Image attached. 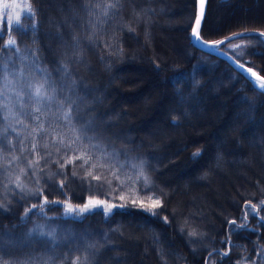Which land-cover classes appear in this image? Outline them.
Returning <instances> with one entry per match:
<instances>
[{"label": "trees", "instance_id": "trees-1", "mask_svg": "<svg viewBox=\"0 0 264 264\" xmlns=\"http://www.w3.org/2000/svg\"><path fill=\"white\" fill-rule=\"evenodd\" d=\"M197 2L180 0L179 4L184 3L181 8H176L175 0L126 3L121 19L114 22L125 25L114 40L122 51L114 53L101 42L98 47L84 49V64L70 65L79 94H87L83 111L91 116L86 118L95 119L101 144L113 153L112 163L123 168L117 172V179L111 174L116 169L98 166L91 171L102 178L93 180L86 174L87 166L78 167L81 160L61 168L55 162L60 154L50 149L47 165L44 160L40 162V183L24 178L33 192L22 194L23 198L8 193V199L3 200L8 210H0V237L9 256L64 257L92 243L99 246L95 264H264L256 255L258 247H264V222L250 214L247 227H238L245 202L264 199V94L246 82L239 68L190 40ZM29 6L37 10L35 31L26 13L20 16L17 31H11L3 20L0 32L5 34L0 48L11 36L21 49L20 55L31 57L28 50H38L40 63L58 78L56 68L65 61L66 50L51 38L55 31L49 23L62 18L58 5L54 0H29ZM133 9L144 10L147 15L141 14L137 20ZM263 15L264 0H206L201 34L208 42L245 34V39L217 48L264 77V36L259 35L264 32ZM176 36L180 55L166 56L162 46L177 49ZM232 44L241 48L234 52L229 49ZM237 52L242 54L237 56ZM13 60L20 66L14 54ZM147 74L151 79L144 81L142 76ZM146 111H151L150 115L139 119L138 115ZM215 112L217 117L211 118ZM212 122H216L219 133L191 135ZM8 135L15 137L11 130ZM180 157L190 166L175 180L168 176L180 168ZM141 160L151 180L150 188L135 178L133 165ZM228 177L234 183L226 188L229 201L222 202L218 191L224 188L221 181ZM61 180L63 189L59 187ZM214 187L219 188L216 193ZM38 188L43 189V195ZM193 188H198L195 194L206 196L208 203L194 199L182 216H177L180 212L172 201L196 196ZM157 196L162 207L152 206ZM44 197L49 203L41 212L39 204ZM90 198L113 207L108 212L97 207L83 215H64L66 200L75 207ZM34 204L38 206L33 208ZM29 208L31 212L22 220ZM259 215L264 216V207ZM233 219L237 225L229 224ZM37 226L45 233L54 230L55 238L38 235L37 231L29 236ZM193 230L200 235L189 237ZM229 238L231 251L222 257L218 253L227 250L224 242ZM134 248L138 256L130 255ZM74 258L68 255L55 264H71Z\"/></svg>", "mask_w": 264, "mask_h": 264}, {"label": "snow or ice", "instance_id": "snow-or-ice-1", "mask_svg": "<svg viewBox=\"0 0 264 264\" xmlns=\"http://www.w3.org/2000/svg\"><path fill=\"white\" fill-rule=\"evenodd\" d=\"M58 5V11L61 19L49 20L50 25L55 31L51 38L55 39L58 44L65 48V61L57 66L56 71L60 74L54 78L40 63L38 50L29 49L31 57L20 55L21 49L17 41L11 36L7 42L0 48V210L7 211L8 207L3 200L8 199V193L13 196L25 193H32L33 189L29 188L24 182V178L33 179L35 184L40 183L38 173L43 170L41 160L47 165L48 157L52 156L50 149L60 154L59 163L61 168L68 164H73L75 160H81L78 167L86 168L87 176L93 180H100L101 175H94L91 169L107 167L116 169L111 174L119 179L117 172L123 168V165L114 164L110 157L113 153L109 152L106 145H102L95 128V119H89L90 112H84L85 96L78 92L76 80L73 73L69 70L70 65L84 64L83 53L86 47H98L104 42V47L111 49L114 53L122 51L118 43H114L116 33L122 31L125 25H115L114 22L121 19L123 7L126 3H133L134 0H54ZM205 0H200L201 11L199 15L194 16V26H190V40L201 43L206 47H219L228 43H234L237 39H245V34H236L227 37L225 40L208 42L202 37L203 28V5ZM67 5V6H65ZM15 7L16 5H12ZM10 5L5 2L0 5V9H8ZM150 11V10H149ZM137 20L141 14L147 15L144 10L137 12L133 9ZM26 15L30 18L31 28L33 31L37 28V10L29 6ZM21 17L17 15L14 24L10 23L11 16L5 21L11 31H17L20 26ZM65 29H68L65 33ZM4 32H0V41L3 40ZM264 36V32L259 34ZM105 38H107L105 40ZM87 41V44L84 42ZM264 44V41H261ZM241 48V45L234 44L233 51ZM9 50V51H5ZM13 54L21 61L17 66L13 60ZM242 53L237 52L239 56ZM251 54V53H249ZM11 65V66H10ZM240 70L244 73L246 82L252 83L253 88H257L255 81H261L258 85L261 94H264V77H261L253 70L251 66L246 67L244 63L239 64ZM250 74V75H248ZM255 78L253 80L252 78ZM102 122V121H101ZM23 129V134L20 130ZM9 130L15 133V137L8 135ZM72 155H69V154ZM119 156V153H116ZM65 157H67L65 159ZM60 161H63L62 163ZM89 161H93L89 164ZM144 161L141 160L139 165H133L136 171V180L143 181L146 188L151 187V180L144 168ZM53 175H60L53 173ZM65 178H67L66 174ZM75 175V173H73ZM110 183V182H109ZM59 187L64 188L63 180L60 181ZM18 190V191H17ZM40 195H43V189H37ZM155 195V194H154ZM123 198V197H121ZM148 199H152L149 196ZM11 201H9L10 203ZM47 197H44L43 203L39 204L41 212L44 211V204H48ZM52 203H60L53 201ZM104 205L105 211L111 210L113 205L105 204L98 199H88L83 206H73L70 201L64 202L65 216L83 215L100 205ZM38 205H32L33 208ZM153 207H162V202L157 196L152 200ZM264 207V199L258 203L246 201L244 205V215L238 227L246 228L247 217L251 214L258 217L259 221L264 222V216H260V208ZM31 208L26 209L21 217H28ZM158 213H153L157 215ZM167 222V217L164 218ZM229 224L237 225L235 219L230 220ZM39 226L29 231L31 236L33 231L38 235L55 238V231L48 233L38 231ZM232 230H230L231 232ZM200 235L196 230L188 233L189 237ZM9 243H11L9 241ZM228 245L227 250H222L218 255L227 257L231 251L230 238L225 241ZM99 246L96 244H83L81 247L66 253L64 257H40L27 256L23 259L9 256L4 251V239L0 237V264H55L56 260L62 262L67 259L68 255H74L71 264H95ZM264 247H258L257 257L264 261ZM79 253V254H76ZM212 253L209 252V256ZM242 264V262H238ZM251 264H255L252 261Z\"/></svg>", "mask_w": 264, "mask_h": 264}, {"label": "rangeland", "instance_id": "rangeland-1", "mask_svg": "<svg viewBox=\"0 0 264 264\" xmlns=\"http://www.w3.org/2000/svg\"><path fill=\"white\" fill-rule=\"evenodd\" d=\"M179 1L180 0H175V2H176V8H181L182 6H184V3H180L179 4ZM182 1V0H181ZM5 2H7L9 5H10V7L8 8V9H0V22L1 21H3V20H7V18L9 17V16H11V21H10V23H12V22H14L15 20H16V17H17V15H19V16H21L22 14H24V13H27L28 11H29V0H0V5H2L3 3H5ZM12 5H16L15 7H13ZM263 18H262V20H264V15L262 16ZM179 37L178 36H176V38H175V40L177 41V49H175V48H170L169 46H162V48H163V52L165 53L166 52V56L168 55V53L170 54V56H172V57H174V58H176V57H178V55H180L178 52L180 51V48H181V44H180V42H179V39H178ZM170 48V49H169ZM179 48V49H178ZM233 48H234V45L232 44V45H230L229 46V49L230 50H233ZM255 71V70H254ZM142 78H144V81H148V80H150L151 79V77L150 76H148V74H147V76L146 75H143L142 76ZM253 80H255V78H252ZM143 81V82H144ZM255 83H256V85H257V87H258V85H259V83H258V81H255ZM133 86H135V85H133ZM165 107L164 106H162V109H161V111H164L163 109H164ZM150 113H151V111H146L145 113H141V114H139L138 115V118L140 119V118H142V117H148L149 115H150ZM217 112H215V114H213L212 116H211V118H214V117H217ZM210 118V119H211ZM215 121H217L216 119H215ZM218 124H219V122H218ZM201 132H195L194 131V133L193 132H191V135H193V136H196V135H198V134H203V135H206V136H212L215 132H217V133H219L220 131H218V129L216 128V122H212V124H210V125H208V126H206V127H203L201 130H200ZM229 138V136H227L226 137V139H228ZM213 140V139H212ZM209 144H210V142H212L211 140H208L207 141ZM180 161H179V163H180V168H178V169H175V170H173L172 172H171V174H170V176H168V177H170V178H174L175 180H178L179 178H181L182 177V175L181 174H183L184 173V170H186L190 165L189 164H186V162H184V160L180 157ZM181 168H182V170H181ZM232 181V179H231V177H228V178H224V180H222L221 182H222V184H223V186H224V188H222V190L221 191H218V193H220V201H224L225 200V202H228L229 201V198H228V196H227V192H226V188L228 187V185L229 184H231V183H234L233 181ZM227 183V184H226ZM232 187V186H231ZM217 190H219V188H216V187H214V193H216L217 192ZM198 191V188H193L192 189V191L191 192H193V194H195V192H197ZM198 194H199V192H198ZM198 194H195L196 196H194V197H191L190 195L191 194H189V195H187V197H191L190 199H185V200H182V201H177V199L175 198V200L174 201H172V204L173 205H175L176 206V204H177V206H178V212H180V214H178L177 216H182V214L184 213L183 211V209H185L186 207H187V205H188V202H191V201H193L194 199H199V200H202V201H204V203H208V198L206 197V196H201V194L198 196ZM204 193H202V195H203ZM102 201V200H101ZM201 201V202H202ZM104 202V201H103ZM178 202H179V204H178ZM105 204H109V203H106V202H104ZM98 207H102V208H104V205L102 204V205H100V206H98ZM174 217H175V215H174ZM138 252V249H136V248H134L133 249V251L130 253V255L131 254H136ZM144 252V251H143ZM137 256H138V253H137Z\"/></svg>", "mask_w": 264, "mask_h": 264}, {"label": "water", "instance_id": "water-1", "mask_svg": "<svg viewBox=\"0 0 264 264\" xmlns=\"http://www.w3.org/2000/svg\"><path fill=\"white\" fill-rule=\"evenodd\" d=\"M205 6H206V0L205 3L203 5V10L205 11ZM201 11V4H200V0H198L197 2V15L200 14ZM204 17V16H203ZM197 43V42H196ZM201 48L213 52L215 54H218L220 56H222L223 58H225L228 62H230L232 65H234L235 67L239 68V64L235 59H233L230 55H228L226 52H224L223 50L218 49L217 47H206L201 43H197ZM240 69V68H239Z\"/></svg>", "mask_w": 264, "mask_h": 264}, {"label": "bare ground", "instance_id": "bare-ground-1", "mask_svg": "<svg viewBox=\"0 0 264 264\" xmlns=\"http://www.w3.org/2000/svg\"><path fill=\"white\" fill-rule=\"evenodd\" d=\"M248 75H250V74H248ZM254 78V77H253ZM261 81H258V83H260Z\"/></svg>", "mask_w": 264, "mask_h": 264}]
</instances>
